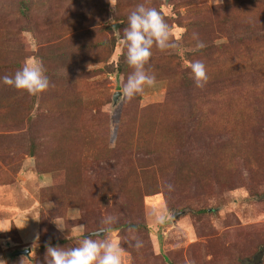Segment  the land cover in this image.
<instances>
[{
    "label": "rangeland",
    "instance_id": "obj_1",
    "mask_svg": "<svg viewBox=\"0 0 264 264\" xmlns=\"http://www.w3.org/2000/svg\"><path fill=\"white\" fill-rule=\"evenodd\" d=\"M50 1L54 22L38 0H0L1 65L10 59L4 47L22 40L25 61L39 60L65 24L106 44L72 70L68 105L59 106L50 82L18 112L3 111L11 121L0 120V259L47 264L48 246H78L112 216L111 230L92 238L118 242L122 264H264V68L228 76L234 65L224 60L247 50L221 24L229 17L233 29L243 19L264 28V0ZM130 2L156 8L177 47L168 50L169 80L153 46L145 68L154 86L113 104L134 70L118 72ZM194 33L228 44L203 87L187 69ZM257 42L264 49V37ZM161 203L164 224L153 215ZM26 247L29 255L12 256Z\"/></svg>",
    "mask_w": 264,
    "mask_h": 264
},
{
    "label": "trees",
    "instance_id": "obj_2",
    "mask_svg": "<svg viewBox=\"0 0 264 264\" xmlns=\"http://www.w3.org/2000/svg\"><path fill=\"white\" fill-rule=\"evenodd\" d=\"M38 1L43 8L46 7L45 9H47L49 12V18L52 20V22H54L52 16L53 8L49 6L52 2L50 0ZM70 1L71 0H62L64 7H66ZM137 5L138 4L136 3H129V7L131 8H136ZM55 7L59 6L55 4ZM41 12L43 13L44 10H41ZM234 22L235 21L229 17H224L221 21V24L223 29L227 30L225 32L229 36V39L233 40V44H241L242 47L247 50V52L244 51L235 53L234 56L228 58L229 61L224 60V62L234 65V69H232L233 71L228 73V76H236L246 73L249 70H256L257 72L262 70L264 68V59H262L261 56L264 54V49L257 42V39H262L264 37V28H254L250 25V23H247L246 20L243 19L240 21L241 26H239L241 27V30L239 28L233 29L232 24ZM242 22L245 23L242 24ZM61 26H56V36L53 38L54 41L42 46L40 48L38 57L45 68V75L51 82L52 91L57 93L58 97L61 98L58 103L59 106L64 107L70 103V93L74 84L72 70L74 68L84 67V65L89 62L87 57L97 50L98 46L106 44V41H96L91 39V36L89 37V35H87L88 28L85 26H78L74 28H70L66 24L62 27ZM43 27L45 29L47 28L46 25H43ZM213 38L214 36L209 37V39H206L207 42L200 38V40L205 42L207 46L201 50H194L196 44L195 41L194 44H190L191 48H189L187 52L188 55L191 56L189 60L190 63L193 61L202 62L207 59L204 64L206 66L209 80H215L217 76V69L215 68L214 64L220 65L221 62L215 60V58L218 56V51L225 50L226 45H228H224V43H215ZM4 48V53L8 54L5 59H10L4 61L2 65L0 64V76H11L14 75L17 70L22 68L25 63V59L31 55V51L24 40L10 46H5ZM233 48L234 47H232V49ZM157 50L159 49L157 48ZM235 50H238V47H235ZM159 51L160 54L166 58L164 63L161 64L162 66L158 68V70L160 69L159 74H161L163 78L168 79L169 76L167 78V74L163 72L164 69L171 65L168 57L173 58V53L169 55L168 50ZM125 56L126 49H124L123 54V57ZM128 67L129 64L127 63V60L121 59L118 72L125 74V71ZM187 69L191 70L189 66ZM188 76V73L184 74L185 80L189 83ZM27 95L29 94L24 90H17L13 87L0 83V112L2 114V119L0 120L11 121V119H6L8 116L4 114L3 111H10L13 107L18 112L17 108H21L22 105L26 103L25 97ZM130 225L133 226V224ZM142 225L143 224H140V226Z\"/></svg>",
    "mask_w": 264,
    "mask_h": 264
},
{
    "label": "clouds",
    "instance_id": "obj_3",
    "mask_svg": "<svg viewBox=\"0 0 264 264\" xmlns=\"http://www.w3.org/2000/svg\"><path fill=\"white\" fill-rule=\"evenodd\" d=\"M172 35V28L156 8L138 4L131 11L128 16V27L121 40L122 49H126L127 63L134 69L122 88L125 98L131 100L143 93L146 86H154L155 76L148 74L145 66L152 56L153 46L161 51L177 47V44L172 41ZM193 38L196 40L194 50H201L207 46L198 38V34L194 33ZM189 67L196 86L203 87L208 80L205 64L201 61H193ZM0 83L17 90H24L30 95L42 93L50 85L43 63L35 58L26 60L22 68L14 75L0 76ZM153 215L158 224H164L169 219L168 209L163 203L159 209L154 210ZM114 221V217H106L103 220V226L95 232L84 235L78 246L68 249L48 246L47 257L50 259L47 260V264H122L124 249L118 242L92 238L110 231ZM57 227L61 231L64 230L61 226L57 225ZM79 227L83 233L85 226L82 224ZM133 246L140 248L142 242L136 240ZM0 264H6V262L0 259Z\"/></svg>",
    "mask_w": 264,
    "mask_h": 264
},
{
    "label": "water",
    "instance_id": "obj_4",
    "mask_svg": "<svg viewBox=\"0 0 264 264\" xmlns=\"http://www.w3.org/2000/svg\"><path fill=\"white\" fill-rule=\"evenodd\" d=\"M122 95V91H116L112 97V100H113V104H116L117 100H118V97ZM29 252H30V248L29 247H26L24 249H21V250H17V251H14L12 253V256H17V255H29Z\"/></svg>",
    "mask_w": 264,
    "mask_h": 264
}]
</instances>
